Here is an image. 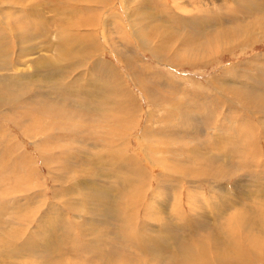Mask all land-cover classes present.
I'll return each mask as SVG.
<instances>
[{
    "label": "bare ground",
    "instance_id": "1",
    "mask_svg": "<svg viewBox=\"0 0 264 264\" xmlns=\"http://www.w3.org/2000/svg\"><path fill=\"white\" fill-rule=\"evenodd\" d=\"M7 1L15 2L17 0H5L4 3H8ZM126 1L127 0H125V2ZM252 1L254 0H248V2L250 3ZM67 2L69 1L67 0ZM128 2L132 4L129 0ZM194 3L195 4L186 6L197 7L194 10L195 14L192 13L191 16L187 14L181 17L173 14V12L171 11H166L167 13L165 14L161 13L162 16H160L159 13H155L154 8H152L153 4L150 3L147 4V7L145 5V7H140L138 9L140 10V13H135L133 8L132 13H130L129 8L131 6L123 7V11L125 14V16L123 17H125V21H127L128 23L129 19L131 21V18H133L138 24L136 25V27L138 28L137 32L134 31V22L131 24L132 29L130 27L129 30V33L131 35L133 33L134 38L136 37L135 39H137L136 41H138L137 44H140L141 48H143L146 43L157 41L156 45H154V49L151 48L150 50L155 56L165 58L173 67L181 65L193 67L199 64H210L211 62H213L214 58L220 54L228 52L231 53L235 50L244 51V49L252 48L256 42L260 43V41L264 39V0L258 1L257 4H255L253 7H249L250 5L246 6L247 3L245 4V0L244 2L243 0H232V4L230 2L227 3L226 0H214L209 3L197 1ZM54 4L56 7L58 6L59 9L65 8L63 7L64 0L59 1V4ZM179 7L183 6L179 5ZM203 7H209L210 9H204ZM37 8L39 9L40 7ZM2 9H5V7L0 8V14H3ZM67 10L68 11L65 12L67 14H71L69 9ZM80 10L83 11L84 9ZM86 11L87 14H94L92 10L86 9ZM26 12L27 17L30 18H36V15H38V13L34 11L33 7H27ZM111 16L114 17V15ZM6 18H8L7 15ZM82 21L83 23L88 24L91 21L94 22V19H91L90 17L88 19L86 17H83ZM6 24L10 26L12 30H16V27L11 22H6ZM3 25H5V22H3ZM6 35V31L2 26H0V60L5 58L6 53L9 55V52H6L5 46H3L4 42L1 41L2 39L6 38ZM16 36L18 37L19 33ZM71 37H66L67 39L65 40L69 43H67L65 46H60L56 58L53 61H48V59L44 58L40 60L41 62H44L43 66H49L50 64L57 65V63H60V61H65L67 64L64 68L66 69V66L70 68V72L65 73L71 75V72L75 69L73 67L80 62L79 60H81L82 62L86 59L92 60V55H90L92 54L91 51L97 52L101 43H95L97 40H94L95 42L90 40L89 42L87 41V44L78 35ZM22 38L20 39L21 41ZM93 39L94 38H92V40ZM112 46L115 47L114 50L116 55L120 57V60L126 63L128 68H130V66H134L138 61L137 59H134V55L130 50H128L127 44L123 43L120 46H116L112 43ZM123 46H125V48L129 51V53H131L132 56L126 54ZM131 59L135 61L134 64L128 63V61H131ZM54 61L57 62L53 64ZM82 62H80L81 65ZM91 62L93 63V65L90 70L96 76L95 78L92 77L91 79H87V81L90 82V85H92L93 87H99L97 90L98 94L101 95V97L98 98L99 101L97 102V104L113 105L115 107L113 109L117 110V112H115L119 114L118 116H116L114 113L109 112L108 115L95 117L92 125L97 130L96 132L92 131L90 126L84 127V125L79 124L78 121L80 120H82V124H84L85 122L89 123L84 119V117L80 115L78 116V114L76 113H64L63 111L58 109L57 104L59 102L55 103L49 100V104H45L44 101L41 100L40 97H38L39 99L30 100L32 101L31 103L23 104L20 108H18L17 104L22 99V97H18V95H12L15 92L11 93V95L6 94V91H3L2 88H5L7 84L3 83L1 86L2 88H0V114L1 111H4V109L6 108L8 109L7 111H9L8 114L1 116L8 122L16 125V127L25 136H28L29 138H35L38 136L37 140L33 141L35 142V145L33 147L34 151L36 153H41L43 162L49 168L55 167L64 169L61 175H59L58 171H56L57 178L53 179L55 182L59 184L60 181L63 184H70L74 182V180L98 177V182H95L94 185L83 187L80 184V186L83 187L82 189H80L78 185H73L68 188L50 190L52 198L59 204L53 202L48 208L47 212L42 216V218L44 219L38 220L37 214L40 212V207H42V203L44 204V202L42 200V203H37L36 199L43 197V181H45V179L48 177L46 175L42 177L40 173H38L34 161L32 162V157L28 156L25 153L24 148L22 146H19L15 138H13L10 134L5 133L6 140L4 138H0V183L4 184V181L6 179L10 183L9 178H12L11 182L15 184V187L12 189V191L11 189L10 191L3 190V192L0 190V192H2L0 193V219L3 220V218H5L7 215L8 217H10V215L13 216L7 218L6 220L5 225L7 229H5L9 233L8 236L5 238L4 236L2 237L0 235V254L1 250H3V255L12 254L16 256L15 258H21L22 255L20 254L19 249H22L23 254L31 251V249L27 246L28 239L35 244V247L37 249L42 248V241L39 242V237L43 238L44 241V233H48L50 231L49 226L52 223H54L55 228H60L61 231H65L66 233H64L70 236L71 239H74L73 236L75 234L71 228L70 220H67L63 216H59V212H63L61 210L66 209L70 210L71 213L74 214H82L83 208H81V202H84L86 204V199H88V202H91V198L88 195H91L90 193L95 192L102 195V197H111L110 202L114 203L116 209V213L112 211L111 213L115 214L114 219L119 222V225L121 224L122 228L120 227V230L125 229L126 233H128L126 237L127 239H124L127 249L133 251V253L136 254V257L137 255L143 257L146 253L152 252L142 246L147 245L150 241H153L155 245L158 242H161L159 235L166 233L162 224L172 227L173 229L175 226L184 234H188L192 229L191 227L187 226H195V224L193 225V222L191 224H188V220L187 222L179 221L180 211H178L177 209L172 210L171 208V206L175 205V201L173 204L172 195H170L174 192V189L172 190L171 187L173 186L172 183H175L177 178H203L205 182H208V185H210L211 189H213L214 185L212 187V184H216V182H218L219 180H221L223 184L231 177H238V179L232 185V188L230 187L232 190H228L226 187H224L220 188V190L217 191L220 195L219 198L215 197L214 195V197H202V199H204L203 201L207 199L210 200V202L213 201L212 208L214 207L215 211L219 214L218 217L216 216L217 219L223 217L225 213L233 212V214H235L236 216L234 224L218 225L214 229L213 236L207 237L204 240L197 238L196 242L192 246H190V249H183V255L194 262H196L197 260H193L191 257L198 256L199 261L195 264H242L241 260L244 257H246V259L250 261L249 264H264V185L258 183L254 184V181L251 179L253 177H249L250 173L246 175L248 177L245 178L243 171L239 172V174H236V172L232 171V168L229 167L230 165L236 164V161H239V158L236 157V154H238L237 156H239V153L241 152L239 150L240 145L244 146L245 151L242 150L244 151L243 154H247L249 151H251L252 147L249 144L250 142H247V137L253 139L259 130H262V133H264V53L249 58L248 60L243 62V64H240L238 66L234 65L233 67H231L228 71L231 77L224 78V76H222L221 79L216 80V94L218 96L220 95L221 97H224L228 103L235 104L234 102L237 101V103L240 104L239 106H241L240 108H242L241 111H244L247 115L246 118L243 119V128L239 126L240 130L234 129L233 131L235 132V134L232 135L233 132L230 127L228 128L230 130L229 131L226 129L223 130V126H221L220 132L223 131L224 136H222V138L221 135H219L218 137H214L213 141L208 142L207 144H202L199 142L196 144H191L190 141H187V143L183 142L184 138L190 140L192 139L191 137H194L191 136V131L185 129V126L183 125L186 124L190 129H192L193 124L185 120L183 124L178 122L183 127V129L179 130L178 133L154 137L147 135L142 131L140 135L142 143L139 144L137 142V144L140 146L138 148L142 151L143 157L141 155V158H138V156H136V154L138 153L137 151L134 152L133 156L125 152V149L127 150L128 148H131V141L129 142L128 137L130 131L128 130V128L130 127V124L135 117H133L134 114L132 116H127L122 109L118 108L117 102L121 100V95L118 96V94H120V92L123 90H128L125 88L117 87L116 89H114L113 87H110L107 90V94L102 93V90L105 88V86L103 84L101 85L100 83L96 84L94 81L99 82L101 81V79H103L104 81H109L112 79L114 80H111L113 84L115 83L117 86L121 85L122 83L115 71L102 63L98 57L94 58V60ZM40 63L39 61H37L35 63L37 65L35 66V68L40 67ZM0 66H2L0 67V69L7 70L3 63H1ZM134 68L139 67L135 65ZM45 71L47 72L48 70L45 69ZM55 71L57 72V70ZM13 73L16 75L15 72ZM74 77L79 79L83 76L82 73H80L77 77L75 75ZM162 85L163 84H160L158 86L162 87ZM167 85L165 84L164 87ZM10 86L13 88V83ZM87 86L89 85L87 84ZM248 86L251 87L248 88ZM259 86L263 90H261ZM72 87H74V85H71L70 87H68V89L64 87L60 89L64 97L73 96V93L76 92V90H72ZM53 88L56 89V87ZM89 88L92 87L89 86ZM144 88L145 87L143 86V90H145ZM17 89H19L18 93L20 94L21 91H26L25 87H19ZM94 92H96V90ZM124 95L128 98L127 94ZM109 98L114 100L110 101L108 100ZM11 106H14V111L9 110L11 109ZM132 106H134L133 108L137 107L136 101H133ZM152 114L154 113H147L148 120H150L148 121L149 125L154 124V121L156 120ZM229 114L230 116H232L233 111H230ZM170 116L172 117L171 114ZM86 117H88V115ZM261 117L262 120L259 119ZM189 118L191 117L189 116ZM248 118H251V122ZM252 118H255L257 121L258 119L261 120L260 123H257L258 129L251 126V124L253 125ZM181 119H184V116L179 115L178 120ZM259 126H261V128ZM171 127L174 128L173 125H171ZM172 128H170L169 126L168 130L171 131ZM99 130H102L99 136H114L115 140L108 141L107 144L103 147H96V154L93 155V158L95 157L97 159L96 162L98 164V167H89L88 169H85L86 171L84 170V172H79L75 168H69L65 157H63L62 154H60L59 156L56 155L53 150L55 145V148H60L61 150H64V152L68 150L83 152V150L85 149L84 144L83 146H81L78 143L83 142L87 144L85 142L87 141V137L82 133L90 131L91 133L98 135V133H100ZM67 131L71 132L73 135L80 134V136H77V142H75L74 144H64V146L62 147L60 146L59 141L63 140L62 138H60L59 140L58 137L55 136V133H67ZM236 136H238V140L234 139L236 138ZM167 139L172 140V142L181 141L180 149H178V147H169L165 150V143ZM212 145H215L217 147V152L214 150H210ZM160 146H163V149H160ZM97 149L100 150V152H98ZM185 149H189V151H192V154L190 155L191 158H193V162L186 163L184 160L180 161L179 163L175 162L176 158L178 159L182 153L187 152L185 151ZM49 152H52V157L48 156ZM153 152L161 153V155L164 157V161H158L157 159H154L152 157ZM220 152L222 153V155H220ZM140 153L141 152H139V154ZM103 157L105 160H98ZM216 158H221L222 163L220 164L218 161H216ZM57 160L60 161L57 162ZM169 160L171 162H169ZM137 161H146L151 166L159 165L165 171L162 174H158L156 178L158 179L157 182L159 185V198L155 197L153 192L147 188V186L150 185V182L147 180L148 172L146 170L141 171L140 169H138L139 166L137 164ZM123 164L125 165V167H123ZM240 164H242V166L244 167L246 163L244 162V160H242ZM102 165H109L108 168H104L103 172H105L106 169L107 171H118L116 176H114V174H109V172L107 173L108 176L114 178L115 187L109 186L104 180L99 181V178L103 177V172L100 170L102 168ZM226 165L229 166L227 167ZM96 168L97 170H95ZM119 168H122L121 170L123 171H119ZM252 169L254 168H251V170ZM173 177H176V179H173ZM37 179H40L38 180V182L42 184H40L38 187H35L33 180ZM92 186H94V188H92ZM197 186L194 185V187ZM32 190H34V196L31 198L25 193H29ZM127 190L133 193V197L131 195L129 196V199L127 198V196L123 197L124 191ZM135 191H139V198L135 196ZM18 193L25 194L23 205L19 200L14 201V199L10 197L11 195L14 196ZM148 193H151L150 197L152 199V203L155 205L154 207L144 205V201L145 199H147V197L145 199L144 197ZM188 193L190 194V192ZM3 197H5V201H7L6 204L2 201ZM8 197H10L11 199L9 200ZM81 198H84V201ZM210 202H204L201 206H199L203 210L202 212L204 214L211 213L210 210L212 209H209V207L211 206H209ZM7 206L11 208L8 209ZM86 206L87 210L85 211V214L84 212L83 214L86 216L89 215L91 217L94 216L88 209L87 204ZM142 209H144L146 214L148 210L149 215H151V211H154L156 220H158L161 224H159V226H152L148 225L144 221H140L138 214ZM215 211H213V213ZM99 216L97 215V218ZM34 218H36V222L34 224L37 225L38 230L34 228V224H32V226L30 227L32 231L30 232V234L27 233L29 236L27 238L25 237V239H21L22 237L19 238L20 235L18 234L25 227L23 226V224H27V222H30ZM146 218L147 221H149L148 216ZM74 219L76 220V218ZM150 219L152 218L150 217ZM90 220L89 222H87L88 219L87 221L82 222L84 225L88 224L89 228L92 225ZM208 220L207 216H204L201 213L198 215L196 214V224L203 223L205 225L208 224L206 223V221ZM43 222L49 223V225L45 227ZM96 223L97 221L93 226H95ZM27 226L28 225H26V227ZM81 230L82 231L80 232V236L85 239L83 241L84 243H82L81 241L79 245L82 248H84V246L93 245L95 243L93 242L94 240L86 239L88 238L87 234L84 231L86 229ZM18 241H21L19 243L20 245L17 244ZM44 242H46V240ZM73 242L74 240L72 241L71 245H74ZM82 248H79L77 246V249ZM153 249L154 254H156L155 247H153ZM179 254L181 255L180 252ZM156 258L157 261H155L157 262V264H160V262L164 260L163 256H159L157 254ZM12 264L20 263L14 262Z\"/></svg>",
    "mask_w": 264,
    "mask_h": 264
},
{
    "label": "rangeland",
    "instance_id": "2",
    "mask_svg": "<svg viewBox=\"0 0 264 264\" xmlns=\"http://www.w3.org/2000/svg\"><path fill=\"white\" fill-rule=\"evenodd\" d=\"M0 1V8L5 7V9H2L3 14H0V26L3 27L7 34L5 36L6 38L2 39L1 41L4 42L3 46H5L6 52H9V55L6 53L5 58L0 60V64L3 63L5 65V68L7 69H0V88H2L1 86L3 83L7 84L8 87L6 86L5 88H2L3 91H6V94L11 95V93L15 92L12 95H18V97H22V99L17 104L18 108H20L23 104L31 103L32 101L30 100L39 99L38 97H40V99L43 100L45 104H49V100L55 103L59 102L57 104L58 109H60L64 113H76L78 114V116L80 115L84 117V119L89 123L85 122L84 124H82V120H80L78 121L79 124L84 125V127L90 126L91 130L96 132L97 130L92 125L95 117L108 115L109 112L114 113L116 116L119 115L118 113H116L117 110L113 109L115 108L113 105L97 104V102L99 101L98 98L101 97V95L98 94L97 90L99 87L95 88L90 85V82L87 81V79H91L92 77L95 78L96 76L95 74H93V72H91L90 69L93 65L91 61H93L94 58L98 57L102 63L115 71L117 76L120 78L121 83L123 84L117 86L115 83L113 84L112 81L114 80L112 79V81H104L103 79H101V81L99 82L94 81L96 84L100 83L101 85L103 84L105 86V88L102 90V93L107 94V90L110 87H113L114 89L119 87L128 90H123L120 92V94H118V96L121 95V100L118 101L117 104L118 108L122 109L127 116H132L134 114L133 117H135L133 118L130 127L128 128V130L130 131L128 137L129 142L131 141V148H128L127 150L125 149V152L131 154L132 156L134 155V152L137 151L138 153L136 154V156H138V158H141L142 151L138 148L140 146L137 144V142L139 144L142 143V140L140 138L142 131L145 134L154 137L178 133L179 130L183 129L181 124L184 123V120L189 121L193 124L192 129H190L188 125L183 124L185 126V129L191 131V136H194L191 137L192 139L190 140L184 138L183 142L187 143V141H190L191 144H196L198 142L207 144L208 142H212L213 138L218 137L219 135H221L222 138V136H224V133L223 131L220 132L221 126H223V130H229L228 128L230 127L233 132L232 135L235 134V132L233 131L234 129L240 130L239 126H241V128L244 127L243 119L246 118L247 115L244 111H241L242 108H240L241 106H239L240 104L237 103V101L234 102L235 104L228 103L224 97H221L220 95L218 96L216 94V80L221 79L222 76H224V78L231 77L228 73L231 67H233L234 65L238 66L240 64H243V62H245L249 58L264 53V39H262L260 43L256 42L252 48L244 49V51L235 50L231 53L228 52L220 54L216 56L214 58L215 61L213 60V62H211L210 64H199L193 67L182 65L173 67L165 58L155 56L150 50L151 48L154 49V45H156L157 41L146 43L145 46L141 48L140 44H137L138 41H136V37L134 38V34L132 33L131 35L129 33L130 27L132 29L131 24L134 22V31L136 32L138 31L136 25L138 24L131 17V21L129 19V24L127 21H125V17H123L125 16L123 7L131 6L129 8L130 13H132L133 11L132 8L134 9L135 13H140V10L138 9L140 7H147V4L150 3L153 4L152 8H154L155 13H159L160 16H162L161 13L165 14L169 11L181 17L187 14L191 16L192 13L195 14L194 10L197 7L186 6L195 4L194 2L197 1L209 3L214 0H129L132 4H130L128 0L126 2L125 0H68L69 2H67V0H64V9H59L58 6L56 7L54 4H59V1L62 0H17L15 2L7 1L8 3H4L5 0ZM226 1L227 3L230 2L232 4V0ZM256 1L258 2L260 0L252 1V5L250 2H248V0H245V4L247 3L246 6L250 5L249 7H253L255 4H257ZM179 5L183 7H179ZM27 7L34 8V11L38 13V15H36V18L27 17ZM37 7L40 8L38 9ZM203 8L210 9L209 7ZM67 9H69L71 14H67L65 12L68 11ZM80 9L84 10L82 11ZM86 9L92 10L94 14H87ZM6 15L8 16V18H6ZM111 15H114V17H112ZM83 17H86L87 19L90 17L91 19H94V22L91 21L88 24H85L82 21ZM3 22H5V25H3ZM6 22H11L12 24H14L16 30H12V28H10V26H8V23L6 24ZM18 33L20 37H23H21L22 41L20 40L21 38L19 36H16L18 35ZM75 35L80 36L86 43L90 40L93 42L97 40L99 42L96 41L95 43H101L97 52L91 51L92 54L90 55H92V60L86 59L83 62L79 60L80 62H82V65L79 62L74 67L70 66L75 68L71 72V75L65 73L70 72V68L68 66H66V69L64 68L67 64L65 61H60V63H57V65L50 64L49 66H43L44 62L40 61L42 58L48 59V61H53L56 58L60 46H65L67 43H69L65 39H67L69 36L71 37ZM118 37H120L122 40ZM92 38L94 39L92 40ZM112 43L116 46H120L123 43L127 44V48L134 55V59L138 60L135 63V61L131 59V61L129 60L128 63H135V65L139 68H134L135 65L128 68L126 63L120 60V57L116 55L114 50L115 47L112 46ZM123 47L126 54L130 56L131 53H129L125 46ZM37 61H39V63L41 62L40 67L35 68V66H37L35 64ZM56 62L57 61H54L53 64H55ZM45 69H47L48 71L46 72ZM55 70H57V72ZM13 72H15L16 75ZM80 73H82L83 77L79 79L74 77V75L77 77ZM12 83L14 86L13 88L10 86L12 85ZM86 83L92 88H89ZM160 84H163V88L158 86ZM165 84L168 85L164 87ZM71 85H74V87H72L71 89L76 90V92H74L73 96L71 97H64L60 89L62 87L68 89V87H70ZM143 86L145 87V90H143ZM19 87H25L26 91H21V94L18 93L19 89L17 88ZM53 87H56V89ZM250 87L251 86H248V88ZM259 88L261 89L260 86ZM95 90L96 92H94ZM124 94H127L130 100ZM111 98H109L108 100L113 101L114 99ZM133 101H136V108H133L134 106H132ZM10 108L11 109L9 110L14 111V106H11ZM7 110V108L4 109V111H1L0 114V138L5 139V133L10 134L13 138H15L19 146H22L24 148L25 153L28 156L32 157V162L34 161L38 173H40L42 177H44L45 175L48 177L45 179V181H43V197L36 199L37 203H42V200L44 202V204L42 203V207H40V212L37 214L38 220L44 219L42 218V216L47 212L48 208L53 202L58 203L52 198L50 190L68 188L73 185H78L80 189H82L83 187L94 185L95 182H98V177L82 178V180H74V182L70 184H63L60 181L59 184L55 182L53 179L57 178L56 171H58V174L61 175L64 169L55 167L49 168L43 162L41 153H36L33 148L35 145V142L33 141L37 140L38 136L35 138H29L28 136L22 134L21 131L16 127V125L8 122L1 116L8 114L9 111ZM230 111H233L232 116H230L229 114ZM148 112H153L154 114L152 115L156 119L154 121V124L152 125H149L148 123V121H150L147 117ZM170 114L172 115V117L170 116ZM87 115L88 117H86ZM179 115L184 116V119L178 120ZM189 116L191 118H189ZM259 119L262 120V117ZM259 119L257 121L255 118H252L253 125L251 124V126L258 129L257 123L261 122V120ZM249 120L251 122V118ZM178 122H180L181 124ZM168 125L170 126V128H172L171 125H173L174 128L169 131ZM259 127L261 128V126ZM101 131L102 130H99L100 133H98V135L93 134L90 131L82 133L87 137V141L85 142L88 144V146L83 142H79L78 144L81 146H83L84 144L85 149L83 150V152L85 153L76 152L74 150H68L64 152V150H61L60 148H55L54 144L53 150L56 155L59 156L60 154H62V156L65 157L69 168H75L79 172H84V170L88 169L89 167H98V164L96 162L97 159L95 157L93 158V155L96 154V147H103L107 144L108 141L115 140L114 136H99L101 134ZM63 132L55 133V136L58 137L59 140L60 138H62L63 141H59L60 146L62 147L64 146V144H74L75 142H77V136H80V134L73 135L69 131H67V133ZM247 138V142H250L249 144L252 147H250L251 151H249L247 154H243L245 149L244 146L240 145V157L237 156L238 154H236V157L239 158V161H236V164L226 166L231 167L232 171L236 172V174H239V172L243 171L245 178L248 177L246 175L250 173L249 177H253L251 179L254 181V184L258 183L264 185V133H262V130H259L253 139H250L249 137ZM234 139L238 140V136H236V138ZM168 141L171 143H169ZM180 145L181 141L172 142V140L167 139L165 143V150L169 147H178V149H180ZM159 148L163 149V146H160ZM210 150H214L217 152V147L215 145H212ZM97 151L100 152V150L98 149ZM185 151L187 152L182 153L178 159L176 158L175 162L179 163L182 160H184L186 163L193 162V158H191L190 155L192 154V151H189V149H185ZM139 152L141 153L139 154ZM220 155H222L221 152ZM48 156L52 157V152H49ZM152 157L154 159H157L158 161H164V157L161 155V153L153 152ZM98 160L105 159L103 157ZM242 160H244V162L247 164H245L244 167L242 166V164H240ZM59 161L60 160H57V162ZM216 161H218L220 164L222 163L221 158H216ZM169 162L171 161L169 160ZM137 164L139 166L138 169H140L141 171L146 170L148 172L147 180L150 182V185H148L147 188L153 192L155 197L159 198V185L157 182L158 179L156 178L158 174H162L165 171L159 165L151 166L146 161H137ZM108 167L109 165H102V168L100 170L103 172L104 168ZM123 167H125L124 164ZM251 168L254 169L251 170ZM121 169L122 168H119V171L122 172L123 170ZM95 170H97V168ZM108 172L109 174H114V176H116L118 171H107L106 169V171L103 172V177L99 178V181L104 180L109 186L115 187L114 178L108 176ZM9 179L10 183L7 179L4 181V184L0 183V185H2L0 186V190L2 192L3 190L10 191V189L12 191V189L15 187V184L11 182L12 178ZM40 179L33 180L35 187H38L40 184H42L38 182V180ZM173 179H176V177H173ZM237 179L238 177H231L223 184L222 181L219 180L218 182H216L217 185L212 182V187L214 185L215 189H211L210 185H208V182H205L203 178H177L176 182L172 183L173 186L171 187L172 190L174 189V192L172 191L173 194H170L172 195L173 204L175 201V205L171 206V208L172 210L177 209L178 211H180L179 221L187 222L188 220V224H191L193 222V225L195 224V226H187L191 227L192 229L188 234H184L175 226L173 229L172 227L162 224L166 233L159 235L161 242H158L155 245L153 241H150L147 245L142 246L152 252L146 253L143 257L140 255H137L136 257V254H134L133 251L127 249L124 239H127L126 237L128 233H126L125 229L120 230L121 224L119 225V222L114 219L115 214L111 213V211L116 213L114 203L110 202L111 197H102V195L92 192L90 193L91 195H88L91 198V202H88V199H86L85 202L88 205V209L94 216L91 217L89 215H84L85 211L87 210V206L84 202H81V208H83L82 211L84 212V214L83 212L82 214H74L71 213L70 210L66 209V211L61 210L63 212H59V216H63L67 220H70L71 228L75 234L74 236L72 234L74 239H71V237L66 235L65 231H61L60 228H55L54 223H52L49 226L50 231L48 233H44L46 238H44V241L46 240V242L43 241V238L39 237V242L42 241V248L37 249L35 247V244L28 239L27 246L31 249L30 252H26L23 254L22 249H19L22 257L15 258L16 256L12 255L11 253V255H3V250H1L0 264H12L14 262L20 264H157L156 254L159 256H163L164 260H162L160 264H169V261L170 264H195L199 261L198 256L191 257L193 260H197L196 262H194L183 255V249H190V246H192L196 242L197 238L204 240L207 237L213 236L214 229L218 225L234 224V220L236 219V216L235 214H233V212L225 213L223 217H219L220 219H217L219 214L215 211L214 207L212 208L213 201L210 202V200L208 199L203 201L204 199H202V197H210L214 195L215 197L219 198L220 195L217 191L220 190V188L224 187H226L228 190H232V185ZM80 184L83 187H81ZM194 185L198 186L194 187ZM92 188H94V186H92ZM188 192H190V194ZM134 193H136L135 196H137L138 198L140 197L139 191H135ZM25 194L32 198L34 196V190ZM25 194L18 193L14 196L11 195L10 197H12L14 201L19 200L23 205ZM130 195L133 197V193L128 190L124 191L123 193V197L127 196L128 199ZM150 195L151 193L145 195L144 199L146 197L147 199H145L144 205L154 207L155 205L152 203ZM10 197H8L9 200L11 199ZM2 199L3 203L6 204L7 201H5V197H3ZM81 199H83L84 201V198ZM204 202H210L209 206H211L209 207V209H212L210 210L211 213L204 214L202 212L203 210L199 206H201ZM7 208L10 209L11 207L7 206ZM213 211L215 212L213 213ZM200 213L204 216H207V220H209L206 221V223L208 224H196V214L198 215ZM139 214V220L144 221L148 225L159 226V224H161L158 220H156L154 211H151V215H149L148 210L146 214L144 209H142ZM97 215H100L98 217L99 219L97 218ZM147 216L149 221H147ZM149 216L152 219H150ZM10 217L13 216L10 215ZM10 217H8L7 215L5 218H3V220L0 219V232H2L0 233V235L2 237L4 236L5 238L9 234L6 230L7 228L5 224L7 218ZM74 218H76V220ZM89 220L91 221L92 225L88 228V224L84 225L82 221L89 222ZM31 221L27 222V224H23V226H25L24 229H26H23L18 234L20 235L19 238L22 237L21 239H25V237L27 238L29 236L28 234H30V232L32 231L30 227L36 222V218L32 219ZM96 221V225L93 226ZM43 224L45 227L49 225V223L46 222H43ZM26 225H28L29 228L28 226L26 227ZM34 228L38 230L36 224H34ZM81 229H86L84 230L88 237L86 239L94 240L93 242L95 243L93 245L84 246V248L79 245L81 241L82 243H84L83 241L85 239L80 236V232L82 231ZM73 240L74 245H71ZM20 242L18 241L17 244L20 245ZM77 246L82 249H77ZM152 246L155 247L156 254H154V249ZM179 252L181 253V255L179 254ZM246 260V257H244L241 260L242 264H249L250 261L247 260V263Z\"/></svg>",
    "mask_w": 264,
    "mask_h": 264
}]
</instances>
